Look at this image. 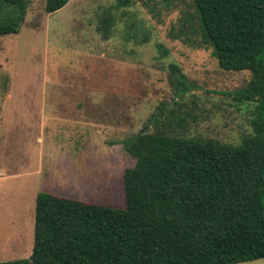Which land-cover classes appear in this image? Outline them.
I'll return each instance as SVG.
<instances>
[{
    "label": "rangeland",
    "instance_id": "1",
    "mask_svg": "<svg viewBox=\"0 0 264 264\" xmlns=\"http://www.w3.org/2000/svg\"><path fill=\"white\" fill-rule=\"evenodd\" d=\"M27 3L20 32L0 36V261L31 257L42 192L125 208L123 140L254 133L256 103L240 99L252 74L220 68L193 0Z\"/></svg>",
    "mask_w": 264,
    "mask_h": 264
},
{
    "label": "trees",
    "instance_id": "2",
    "mask_svg": "<svg viewBox=\"0 0 264 264\" xmlns=\"http://www.w3.org/2000/svg\"><path fill=\"white\" fill-rule=\"evenodd\" d=\"M69 2L47 0L46 11L56 13ZM193 3L220 68L252 74L240 99L256 103L254 133L240 145L161 130L123 140L120 144L136 160L124 175L126 207L42 192L36 200L31 257L0 264H241L264 259V0ZM27 10V0H0V36L18 34ZM171 68L180 95L186 77L178 66Z\"/></svg>",
    "mask_w": 264,
    "mask_h": 264
},
{
    "label": "crops",
    "instance_id": "3",
    "mask_svg": "<svg viewBox=\"0 0 264 264\" xmlns=\"http://www.w3.org/2000/svg\"><path fill=\"white\" fill-rule=\"evenodd\" d=\"M241 264H264V259L252 261V262L241 263Z\"/></svg>",
    "mask_w": 264,
    "mask_h": 264
},
{
    "label": "water",
    "instance_id": "4",
    "mask_svg": "<svg viewBox=\"0 0 264 264\" xmlns=\"http://www.w3.org/2000/svg\"><path fill=\"white\" fill-rule=\"evenodd\" d=\"M144 131V130H143Z\"/></svg>",
    "mask_w": 264,
    "mask_h": 264
}]
</instances>
